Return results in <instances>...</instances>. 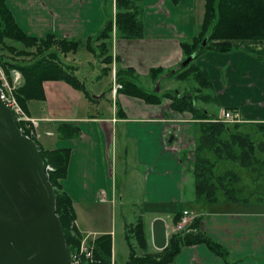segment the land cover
I'll return each instance as SVG.
<instances>
[{"label": "crops", "instance_id": "obj_1", "mask_svg": "<svg viewBox=\"0 0 264 264\" xmlns=\"http://www.w3.org/2000/svg\"><path fill=\"white\" fill-rule=\"evenodd\" d=\"M7 3L20 27L36 37L86 39L117 11L116 0H111L109 9L105 0ZM142 4L144 36L123 39L114 30L111 53L116 66L133 70L136 77L131 79H150L152 69L163 68L160 91H167L174 87L164 83L176 79L170 71L185 60L182 42L196 34L205 0H142ZM232 44L236 48L232 52L209 50L196 59L209 73L219 101L215 119L226 109L240 114V126L264 122V42L237 39ZM73 66L79 76L82 64ZM43 86L45 100L30 101L28 116L39 119V129L45 130L39 143L42 148L70 150L67 173L60 182L73 201L76 228L83 237L111 234L114 257L111 216L117 204L128 199L141 205L138 221L143 222L149 252L167 247L168 232L176 234L172 230L185 208L200 218L201 229L228 252L229 263L204 243L185 246L173 264H264V193L246 198L240 191L239 200L233 202L223 194L211 203L196 198L199 125L190 112L172 109L169 99L148 103L120 91L105 98H100L104 90L97 92L93 101L62 80H48ZM61 123L76 125L81 133L72 139L60 138L56 127ZM220 161L232 160L217 164ZM233 162L234 168L223 164V171L215 172L233 170L241 177L237 185L241 189L242 180L256 170L239 172L238 166L245 167ZM130 224L126 222L124 229ZM125 240L128 243L126 233ZM131 242L137 250V241Z\"/></svg>", "mask_w": 264, "mask_h": 264}, {"label": "trees", "instance_id": "obj_2", "mask_svg": "<svg viewBox=\"0 0 264 264\" xmlns=\"http://www.w3.org/2000/svg\"><path fill=\"white\" fill-rule=\"evenodd\" d=\"M111 0H105L109 9ZM115 17H109L99 31L86 39L59 38L54 34L45 37L28 35L18 24L8 6L7 0H0V65L4 68L9 80L11 70L17 69L23 75V83L14 90V95L22 109L28 115L29 102L45 100L44 82L62 80L76 89L82 90L91 100L85 84L76 74L73 65L65 63L63 56L77 53L81 48L96 55L94 41L101 43L103 62L110 65L114 61L110 53L111 41L115 34L123 39H139L144 36L142 0H116ZM207 43L203 45V41ZM257 40L264 42V0H205V13L196 34L190 40L182 42L185 59L192 61L182 64L170 75L177 80H192L195 85L192 91L181 93L180 90L151 92L132 80V69L117 68V77L121 78L122 88L118 91L144 99L148 103H161L165 99L172 100V109L179 112H190L198 120L199 137L196 143L195 161V194L199 201L215 202L223 194L228 201L239 200L240 188L237 187L241 177L233 170L217 175L218 160H232L241 166L256 170V164L264 166V159L256 154L255 142L249 134L235 131L239 124L213 121L218 114L219 101L213 89L209 73L196 63V59L206 51L232 52L236 48L231 40ZM109 49V53H107ZM9 53L11 56H7ZM17 57H30L28 60ZM163 68L151 71L155 80L164 74ZM128 76H127V75ZM126 75V76H124ZM124 76V77H123ZM1 85V80H0ZM214 108V109H212ZM218 118V117H217ZM22 128L23 122H18ZM26 125V124H25ZM255 126L264 133V122ZM60 138L72 139L79 136L80 128L70 123L57 125ZM26 134L27 131H25ZM36 140V139H34ZM39 145L41 156L46 166L51 165L53 171L49 179L55 188L57 198V214L66 236L69 255L78 250L83 236L76 228V212L73 201L63 190L60 180L66 176L70 150L67 148L47 150ZM180 219V216H179ZM200 218H195L194 232L173 234L167 247L161 252H149L144 225L141 220L129 231L137 241L138 247L145 250L138 254L129 234L130 254L126 264H173L183 247L204 243L217 255L229 263L228 252L223 246L214 242L200 227ZM85 264H113V238L111 234H102L94 240V259Z\"/></svg>", "mask_w": 264, "mask_h": 264}, {"label": "water", "instance_id": "obj_3", "mask_svg": "<svg viewBox=\"0 0 264 264\" xmlns=\"http://www.w3.org/2000/svg\"><path fill=\"white\" fill-rule=\"evenodd\" d=\"M0 264H70L55 188L39 145L20 130L1 88Z\"/></svg>", "mask_w": 264, "mask_h": 264}, {"label": "rangeland", "instance_id": "obj_4", "mask_svg": "<svg viewBox=\"0 0 264 264\" xmlns=\"http://www.w3.org/2000/svg\"><path fill=\"white\" fill-rule=\"evenodd\" d=\"M204 13H205V5H204ZM201 16L200 24L203 21L204 18ZM199 24V25H200ZM101 43V41H100ZM99 42L94 41L93 44L96 48V55L92 54L85 48H81L79 54H71L68 53L67 55L63 56V61L65 63H70V65L74 64H82V67H79V77L81 81L85 84V87L88 90L93 91L94 96H97V92L103 91V95H101L100 98H105L107 95H111L114 92H117L119 89L122 88L121 78L117 77V68L118 66L115 65V62L113 61L110 65L103 62V56L101 54V47ZM232 43V40H231ZM233 45V44H232ZM109 53V49L107 50ZM111 53V49H110ZM112 54V53H111ZM95 57H94V56ZM7 56H11L9 53H7ZM19 60H22V58H26L28 60L30 57H17ZM114 58V57H113ZM1 66V65H0ZM2 67V66H1ZM4 70V68L2 67ZM5 72V71H4ZM6 73V72H5ZM127 75V74H126ZM124 75V76H126ZM167 75V74H165ZM123 76V77H124ZM128 76V75H127ZM163 76H161L158 79H153L152 77L150 79H142L138 80V84L141 85L144 89L156 92L157 83L160 81L159 79ZM7 77V75H6ZM133 77H136L133 75ZM173 77V76H172ZM132 79V80H133ZM171 83L174 87L170 90H180L181 93H186L188 91H192L194 88L195 83L192 80H185L181 81L177 79H173V81H166L164 84ZM161 86V82L158 83ZM97 90V91H96ZM166 91V90H165ZM161 88V93L165 92ZM92 95V94H91ZM170 100V99H169ZM94 101V100H93ZM172 103V100H170V104ZM100 109V108H99ZM103 109V108H102ZM101 110L98 112L100 113ZM26 123L23 122V126L25 127L26 131L30 130L25 125ZM235 131L242 132L244 134H249L252 139L255 142V148H256V154L260 159H264V133L259 131L258 128L255 125H242L238 129H235ZM45 133V130L39 129L38 136L35 135V138L39 143L41 142L42 135ZM229 165L231 168H234V162L233 161H220L217 164L216 172H222V167L225 165ZM239 172L245 173L248 172L246 168H242L238 166ZM247 180H242L241 182V197L251 198L255 197L256 195H261L264 193V166L260 164H256V171H251L248 173ZM118 182L121 183V176L118 173ZM128 200V199H127ZM124 200L123 204L118 203L117 206L114 209V213L111 216L114 222V257H113V264H126V261L129 258L130 249L128 246V243L125 240V233L131 238V241L134 240L133 235H131V227L138 222L139 219V211L142 209L141 205H134L130 201ZM138 203V202H136ZM133 223L130 224V226H127V229H124L125 223ZM132 244H135L134 242H131ZM138 247V246H137ZM139 249V247H138ZM137 249V251H139ZM76 251V250H75ZM73 251V252H75ZM138 253V252H137ZM140 254V253H139ZM144 254V253H141ZM140 254V255H141ZM94 259V258H93ZM91 261V259H85L83 261V264L86 262ZM92 262V261H91ZM90 262V263H91Z\"/></svg>", "mask_w": 264, "mask_h": 264}, {"label": "built area", "instance_id": "obj_5", "mask_svg": "<svg viewBox=\"0 0 264 264\" xmlns=\"http://www.w3.org/2000/svg\"><path fill=\"white\" fill-rule=\"evenodd\" d=\"M5 70L0 66V80H1V97L5 101V103L11 108L18 122H25L27 128L30 130L27 131L28 134L25 133V127L20 128V130L31 138H35V135L38 136L39 128H40V120L28 116L26 112L22 109L21 105L18 103L14 90L19 87L23 83V75L17 69L11 70L12 80H9L6 77ZM223 121L229 124H238L242 121L241 116L238 112H234L233 110H221V118L213 119V121ZM53 171V168L50 165H47V173ZM195 217H193L188 208H185L182 211L180 219L176 223L172 232L175 233H187L194 232L195 228H193ZM169 238L170 239V233ZM172 235V234H171ZM94 240L95 238H90L89 236H85L82 238L80 246L78 250L72 252L70 254V264H83L85 259H91L93 261L94 258ZM169 241V240H168Z\"/></svg>", "mask_w": 264, "mask_h": 264}]
</instances>
